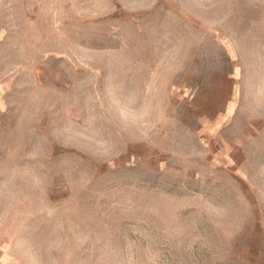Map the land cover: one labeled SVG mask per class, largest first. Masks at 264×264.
<instances>
[{"label": "rangeland", "instance_id": "1", "mask_svg": "<svg viewBox=\"0 0 264 264\" xmlns=\"http://www.w3.org/2000/svg\"><path fill=\"white\" fill-rule=\"evenodd\" d=\"M0 264H264V0H0Z\"/></svg>", "mask_w": 264, "mask_h": 264}]
</instances>
